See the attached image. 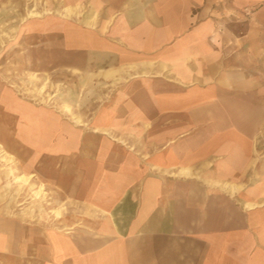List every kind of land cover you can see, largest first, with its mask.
<instances>
[{"label": "crops", "instance_id": "0c3cea01", "mask_svg": "<svg viewBox=\"0 0 264 264\" xmlns=\"http://www.w3.org/2000/svg\"><path fill=\"white\" fill-rule=\"evenodd\" d=\"M9 1L0 264H264V0Z\"/></svg>", "mask_w": 264, "mask_h": 264}, {"label": "rangeland", "instance_id": "374dc122", "mask_svg": "<svg viewBox=\"0 0 264 264\" xmlns=\"http://www.w3.org/2000/svg\"><path fill=\"white\" fill-rule=\"evenodd\" d=\"M26 2L27 1H22L23 3L22 7L27 6ZM32 4H34V1L30 0L29 6H32ZM22 7L19 6V3L17 1H9V0L0 1V30H1L0 31V87L16 86L15 88L24 90V87L29 88V86H31L33 88V86H35V84L37 85L38 82L36 83L31 82L29 79L24 78L22 75L20 76V78L15 80L13 77L11 78L10 75L8 76L7 73L8 56L13 54L12 52L15 50L14 45L21 38V32L19 31L18 27H19V23L22 20V14L24 13L23 11L24 8ZM47 80H48V86L46 87V92L54 95L56 89L54 87L53 81H51V79L49 78H47ZM37 99H39V96ZM2 120L5 122V125L7 126L4 128L0 127V140H5L4 142H6L13 137L14 129L13 127L8 126L12 124V118L10 119L7 112H5L3 107L0 106V121ZM3 146L5 150H7L5 144H3ZM6 169H7V163L0 160V197L4 195V198H1L3 199V201H5L8 198L7 191L3 187V185L8 180V177L6 175Z\"/></svg>", "mask_w": 264, "mask_h": 264}, {"label": "bare ground", "instance_id": "6f19581e", "mask_svg": "<svg viewBox=\"0 0 264 264\" xmlns=\"http://www.w3.org/2000/svg\"><path fill=\"white\" fill-rule=\"evenodd\" d=\"M39 1H37L38 3ZM25 15L29 18V17H38L39 16V12L37 10H35V8H28L26 6L25 8ZM26 18H22V20H25ZM15 29V28H14ZM1 31V30H0ZM3 33V32H2ZM6 34V33H5ZM6 37V35H5ZM3 39V38H2ZM2 47V46H1ZM3 59V58H2ZM22 71V70H21ZM24 71V70H23ZM29 78L31 80H34L36 82H40L39 85L35 86L33 88L34 93H36L39 97L41 101H46L51 99L52 95L48 92H46V87L48 86V80L44 79V80H40V78L35 74V73H30L29 74ZM9 79V78H8ZM8 82V81H7ZM26 84V83H25ZM34 84V83H33ZM27 85V84H26ZM30 85V84H29ZM16 87V86H15ZM51 88V87H50ZM32 89V88H31ZM25 93V92H24ZM55 95V94H54ZM46 97V98H45ZM36 98V97H34ZM38 100V99H37ZM62 109L69 114V116L76 122V123H81L82 120L80 119V117L78 115H76L75 113H73L72 108L69 104H63ZM0 160L3 162H6L7 164H14L15 162L13 161V156H11L4 148L3 144L0 142ZM17 163V162H16ZM16 166V165H15ZM17 171V170H16ZM13 173V168L12 166L10 167V170L7 173ZM35 174V173H34ZM32 179V175H26L24 173H16L13 174L11 181L8 180L6 182V187H9L11 185V183H15L19 186L22 185H27L29 189H32V198L33 200H41L42 195H43V185L39 184L38 187L34 188V183L31 181ZM15 186V185H14ZM20 192V191H19ZM21 193V192H20ZM13 199V198H12ZM41 202V201H40ZM41 204V203H40ZM53 213L57 216L60 215V211L58 209H54Z\"/></svg>", "mask_w": 264, "mask_h": 264}]
</instances>
